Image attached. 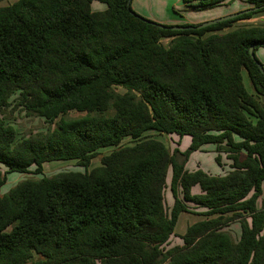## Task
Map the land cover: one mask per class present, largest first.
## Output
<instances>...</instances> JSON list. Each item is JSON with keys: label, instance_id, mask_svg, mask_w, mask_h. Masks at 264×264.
Instances as JSON below:
<instances>
[{"label": "trees", "instance_id": "1", "mask_svg": "<svg viewBox=\"0 0 264 264\" xmlns=\"http://www.w3.org/2000/svg\"><path fill=\"white\" fill-rule=\"evenodd\" d=\"M180 1L193 9L224 2ZM93 2L105 10L93 12ZM131 2L0 6V112L54 125L18 139L0 115V189L10 173L41 175L0 194V264H264V75L255 56L264 28L226 31L264 12V0H245L248 12L201 29L145 19ZM70 112L83 115L65 119ZM150 132L176 136V147ZM183 137L190 143L181 152ZM203 146L229 170L188 171ZM103 148L112 150L89 169ZM54 161L82 171L45 176ZM181 213L204 219L166 249ZM232 221L237 240L224 231Z\"/></svg>", "mask_w": 264, "mask_h": 264}, {"label": "rangeland", "instance_id": "2", "mask_svg": "<svg viewBox=\"0 0 264 264\" xmlns=\"http://www.w3.org/2000/svg\"><path fill=\"white\" fill-rule=\"evenodd\" d=\"M16 0H3L0 3V6H7L13 3ZM180 0H167L166 1V6H169L172 3H175L174 8H172V12L175 14L182 15L183 17L190 18L191 20H198L202 21V23L219 19L228 15H223L221 12L222 11H228L230 8L228 5H233L234 2H230L227 5H221L219 7H213V8H208V9H189V8H184L182 3H179ZM157 3L160 4H165L161 0H157ZM135 4H133V7H135ZM156 4V2H155ZM157 4V7H158ZM142 9L144 8V3L141 4ZM233 7V6H232ZM105 5L98 3V2H93L91 4V10L93 12H101L105 10ZM133 10V8H132ZM134 11V10H133ZM137 15L147 19L145 16L140 14L139 12L134 11ZM213 17L212 19H209ZM209 19V20H208ZM149 20V19H148ZM154 22V21H153ZM201 23V24H202ZM234 26V24L232 25ZM236 26V25H235ZM229 30V29H228ZM169 42V39H162L161 43L163 46H167ZM260 51L264 50V47L258 48ZM256 52V51H255ZM255 56L257 58V55L255 53ZM259 61V58H257ZM260 62V61H259ZM261 63V62H260ZM262 64V63H261ZM264 65V64H262ZM243 82L245 85V88L253 93V89L251 87V84L249 82V79L246 75V73H243ZM113 91L116 94H123L125 93V90L120 88V87H113ZM136 96L138 94L133 93ZM260 102H263L261 98H259ZM0 115L3 116L8 124L14 127L16 130L17 138L21 139L23 137H28V136H33L37 135L39 133H43L46 130H51L54 128V125H48L45 123L42 119L37 118V117H25L22 112L15 111L13 113H10L8 110L4 112H0ZM83 114H78L75 112H70L65 116V119H76L81 117ZM149 136L156 138L160 140L165 146H167L170 150L174 149L176 147V142H177V137L176 136H165V135H158L157 133L150 132L148 133ZM188 140V139H186ZM124 145L129 144L130 140L129 139H124L122 142ZM181 147L182 149H186L185 146V138L182 139L181 142ZM188 147V146H187ZM112 148H103L99 151V155L91 161L89 169H92L94 167L99 166V160L101 156L108 154ZM207 156V154L205 155ZM209 156V160L211 164L215 166V163L212 160L211 155ZM201 155H195L193 156V159L189 162V167L195 163V161H198ZM182 159V158H179ZM208 159H206V162H209ZM219 167V166H218ZM221 167H219L220 169ZM223 169V168H222ZM0 170L2 172H5L6 169L2 166H0ZM33 169H30V172H32ZM70 172V171H82V168L76 167L74 161H54L50 163L44 164L43 167V173L47 177H52L55 174L61 173V172ZM41 175H34V174H18V173H10L7 175V180L6 183L1 187L0 189V194H5L9 189H11L13 186L18 184L19 182L25 180V179H39ZM170 182V171L167 174L166 178V188L162 191V198H163V207L164 209H168L170 207V204L172 202V197L170 194V191L168 189ZM195 191V189H194ZM200 219L199 216L197 215H192V214H186L183 213L179 216L177 225L174 230V236H172L169 240V243L165 246L166 249L174 247V246H180L181 241H180V236L182 235L183 231L185 228L192 223L193 221H198ZM224 231L228 232L233 240H237L239 236V225L237 221H232L228 223L226 227H224ZM185 232V231H184ZM184 234V233H183Z\"/></svg>", "mask_w": 264, "mask_h": 264}, {"label": "crops", "instance_id": "3", "mask_svg": "<svg viewBox=\"0 0 264 264\" xmlns=\"http://www.w3.org/2000/svg\"><path fill=\"white\" fill-rule=\"evenodd\" d=\"M161 1L165 4L159 5L157 3V0H132L131 7L133 8L134 11L139 12L140 14L145 16L147 19L154 21L156 23H159V24H163V25L175 26V25H184V24H192L193 25V24H201L202 23V21L191 20L190 18L183 17L182 15L173 13L172 8H174L175 3H172L169 6H166L167 0H161ZM155 2H156V4H155ZM230 2H234V4L231 6L228 5L230 10L222 11L221 13L223 15H231V14H235V13L242 12V11L249 10V9L253 8L251 5L247 4L245 2V0H224V2H222L220 5H217L214 7H219L221 5H227ZM134 3H136L135 7H133ZM142 3H144L143 9L141 7ZM179 3H181V1ZM157 4H158V7H157ZM183 7L188 8V7H185L184 5H183ZM210 8H213V7H210ZM189 9H193V8H189ZM206 9H208V8H206ZM212 18L213 17H211L209 19H212ZM233 24H234V26H232L229 30L227 29L226 31H230V30H233L236 28H247V27H262V28H264V12L253 14L249 19L240 20V21H237ZM255 53L257 55V58H259V61L262 64H264V50L260 51L259 49H257ZM263 68H264V65H263ZM183 138H185V146L187 148V146L190 143V139L188 137H183ZM182 139L180 140L179 146H178V149L181 152L185 150V149H182V147H181ZM186 139H188V140H186ZM206 154H207V156H205ZM195 155H201V157L197 158L199 160L195 161V163L189 167L188 166L189 162L193 159V156H195ZM208 155H211L212 160L215 163L214 158H215L216 154L214 152V147L213 146H203L200 151L194 152L190 155L188 161L185 164V168L188 171H195L196 169H201L204 172L209 173L211 175H223L224 172L229 170V167H228L229 162L227 160H225V158L222 157V160H221V163L223 164V169L222 168L219 169V167L216 163H215V166L213 164H211ZM206 159H208L209 162H206ZM194 189H195V191H194ZM192 193L193 194H199L200 191L197 187H194L192 189ZM197 211H201V209H199ZM181 214H183V213H181ZM192 215H194V214H192ZM199 217H200V219H198V221H201L204 219V217H201V216H199ZM178 219H179V217H178ZM177 222H178V220H177ZM195 222H197V221H193L189 225H191ZM176 225H177V223H176ZM186 228H185V230H186ZM184 231H183V233H184ZM183 233H181V234L183 235Z\"/></svg>", "mask_w": 264, "mask_h": 264}, {"label": "water", "instance_id": "4", "mask_svg": "<svg viewBox=\"0 0 264 264\" xmlns=\"http://www.w3.org/2000/svg\"><path fill=\"white\" fill-rule=\"evenodd\" d=\"M249 10H245V11H242V12H238V13H235V14H231V15H228V16H225V17H222V18H219V19H215V20H211V21H207V22H204L202 24H199L197 26L198 29H201V28H205V27H208L210 25H214L215 23H219V22H223V21H226V20H229V19H233L234 17L238 16V15H241L245 12H248ZM191 27H172V30H184V29H190ZM253 46L249 48V54H250V57L253 58L254 55H253ZM259 70L261 71V73L264 75V70L261 66H259Z\"/></svg>", "mask_w": 264, "mask_h": 264}]
</instances>
